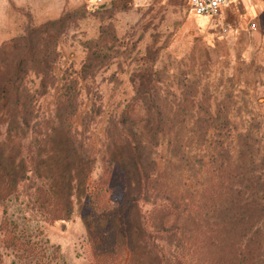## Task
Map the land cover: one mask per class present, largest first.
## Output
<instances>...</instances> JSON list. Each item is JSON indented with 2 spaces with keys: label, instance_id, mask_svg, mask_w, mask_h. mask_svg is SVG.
I'll use <instances>...</instances> for the list:
<instances>
[{
  "label": "rangeland",
  "instance_id": "374dc122",
  "mask_svg": "<svg viewBox=\"0 0 264 264\" xmlns=\"http://www.w3.org/2000/svg\"><path fill=\"white\" fill-rule=\"evenodd\" d=\"M32 7L0 0V44L54 18ZM64 11L56 39V80L39 98L37 110L52 116L65 82L74 92L70 129L91 159L87 192L73 198L67 219H48L34 201L40 180L29 173L5 204V217L32 239L57 246L53 264H90L86 222L103 210L118 213L124 192L122 173L106 151L105 131L128 107L132 120L143 116L134 104L137 75L152 66L165 127L155 157L182 210L168 218L171 233H159L152 196L140 201L156 250L164 253L165 264H264V219L245 233L249 219H212L210 202L214 168L226 161L225 153L222 159L213 151L221 142L233 147L238 132L249 134L246 143L254 154L246 162L245 184L264 192V24L258 27L256 18L243 23L240 7L214 17L195 16L187 0H73ZM90 47L100 48L104 66L82 77ZM26 84L35 89L38 79L30 73ZM217 127H228V138ZM2 211L0 206V221ZM3 236L0 231L2 264H34L5 248ZM128 260L125 250L119 264Z\"/></svg>",
  "mask_w": 264,
  "mask_h": 264
},
{
  "label": "trees",
  "instance_id": "16d2710c",
  "mask_svg": "<svg viewBox=\"0 0 264 264\" xmlns=\"http://www.w3.org/2000/svg\"><path fill=\"white\" fill-rule=\"evenodd\" d=\"M64 12L38 26L27 27L22 34L0 44L2 244L18 259H31L34 264H53L58 257V247L48 245L47 241L34 240L19 230L5 217V204L17 194L19 182L31 173L40 180L34 201L44 216L54 220L67 219L72 213L73 198L87 192L91 171L90 156L81 152L82 143L77 142L70 129V121L76 113V96L70 86L65 82L63 90L56 94L52 116H40L37 110L39 98L56 80L53 71L58 58L56 39L65 20ZM100 52L98 47L89 48L80 69L82 77L104 66ZM151 68H141L137 75L134 104L139 103L143 116L132 120L130 112L133 108L128 107L116 121L108 123L105 131L106 151L122 173L124 192L118 213L103 210L94 213V219L86 222L90 264H119L125 250L129 257L126 264H165L164 253L156 250L151 241L152 232L146 229L147 217L142 214L140 201L147 203L152 196L154 201L150 204L154 219H159L156 229L159 233H171L172 224H168V218L182 214L180 198L174 195L165 174H161L165 167L155 157L165 127L161 123V108H157L160 95L153 88L152 83L157 79L150 76L154 74ZM30 73L38 79L35 89L26 84ZM89 116L92 118L93 115ZM216 129L218 134L228 138V127ZM42 134V138L35 137ZM248 136L238 132V141L233 147L221 142L214 149V154L222 155V159L225 153L226 161L214 168L212 176L216 179L212 178L210 195L212 219H249L245 233L257 228L264 219V192L245 184L248 182L246 162L254 155L246 143ZM231 244L237 246L236 241Z\"/></svg>",
  "mask_w": 264,
  "mask_h": 264
},
{
  "label": "crops",
  "instance_id": "0c3cea01",
  "mask_svg": "<svg viewBox=\"0 0 264 264\" xmlns=\"http://www.w3.org/2000/svg\"><path fill=\"white\" fill-rule=\"evenodd\" d=\"M134 4H139L145 0H131ZM73 0H18V4L32 5L36 10H41L46 16H60L67 6H71ZM32 7V8H33ZM240 7L243 11L241 20L256 18L258 27L264 24V0H231L226 6L222 7L220 13L225 10H234ZM33 8V9H34ZM251 24L254 22H250ZM263 27V26H262Z\"/></svg>",
  "mask_w": 264,
  "mask_h": 264
},
{
  "label": "built area",
  "instance_id": "2783aa9c",
  "mask_svg": "<svg viewBox=\"0 0 264 264\" xmlns=\"http://www.w3.org/2000/svg\"><path fill=\"white\" fill-rule=\"evenodd\" d=\"M231 0H187L189 11L200 17H214L220 13L222 7ZM250 26H254L252 23Z\"/></svg>",
  "mask_w": 264,
  "mask_h": 264
}]
</instances>
